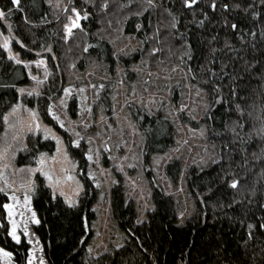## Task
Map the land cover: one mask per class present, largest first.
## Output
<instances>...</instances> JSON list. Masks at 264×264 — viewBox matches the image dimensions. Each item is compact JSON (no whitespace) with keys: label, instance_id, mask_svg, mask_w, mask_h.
I'll return each mask as SVG.
<instances>
[{"label":"trees","instance_id":"obj_1","mask_svg":"<svg viewBox=\"0 0 264 264\" xmlns=\"http://www.w3.org/2000/svg\"><path fill=\"white\" fill-rule=\"evenodd\" d=\"M76 11L85 18L67 36ZM0 32L14 54L0 45V137L7 116L21 108L67 138L48 114L49 101L73 68L101 63L111 71V43L122 35L135 36L141 46L123 59L125 65H178L209 102L204 122L215 156L183 174L194 211L181 224L173 197L150 174L153 209L136 223L135 208L124 203L117 181L110 209L125 241L94 255L86 247L95 217L92 182L82 172L81 193L68 203L42 175H33L32 229L47 264H264V0H0ZM39 58L45 71L34 84ZM101 101L108 105L106 96ZM130 111L145 138V162L174 144L170 120L135 105ZM67 141L68 153L84 170V146ZM55 150L54 138L30 133L25 142H12L11 166L33 168ZM165 174L177 182L179 163L167 164ZM7 194L0 188V246L12 253L14 264H27L29 244L8 233Z\"/></svg>","mask_w":264,"mask_h":264},{"label":"rangeland","instance_id":"obj_2","mask_svg":"<svg viewBox=\"0 0 264 264\" xmlns=\"http://www.w3.org/2000/svg\"><path fill=\"white\" fill-rule=\"evenodd\" d=\"M84 18L76 11L67 27L73 22L80 25ZM8 41V36L0 32V45L13 56ZM111 48L114 57L111 71L101 63L73 68L65 73L59 96L49 101L48 114L67 138L58 136L34 112L21 108L5 119L7 129L0 137V188L8 192L4 208L9 235L15 241L23 237L29 244L27 264H47L32 229L36 215L30 190L35 174L42 175L68 203L81 193L83 173L95 186L96 195L90 206L95 217L89 222L90 237L86 243L94 255L117 248L125 241L110 209V190L117 181L122 185L124 203L131 202L135 208L136 223L145 221L147 212L153 209L149 174L165 194L173 197L179 224L193 214L194 203L187 195L183 174L191 166L207 165L215 156L204 122L209 110L206 92L191 84L185 69L178 65L155 69H146L136 62L125 65L123 59L141 50L133 35L118 37ZM41 69L45 71L43 58L35 59L31 74L34 84L42 81ZM25 90L33 92L31 88ZM105 96L107 106L101 101ZM132 105L152 115L161 114L173 124L174 144L163 153L150 155L147 162L143 156L145 138L132 118ZM30 133L54 138L56 150L42 155L33 168L13 169L12 142H25ZM65 140L74 148L84 146V170L68 153ZM174 161L180 165L175 183L165 174L166 165ZM0 264H14L12 253L2 246Z\"/></svg>","mask_w":264,"mask_h":264},{"label":"water","instance_id":"obj_3","mask_svg":"<svg viewBox=\"0 0 264 264\" xmlns=\"http://www.w3.org/2000/svg\"><path fill=\"white\" fill-rule=\"evenodd\" d=\"M75 26H76V23L73 22V23H72V26H70V27L67 29V32H70L73 28H75Z\"/></svg>","mask_w":264,"mask_h":264}]
</instances>
